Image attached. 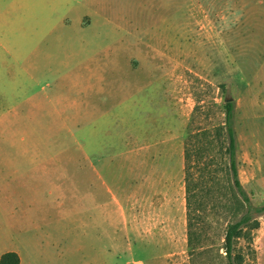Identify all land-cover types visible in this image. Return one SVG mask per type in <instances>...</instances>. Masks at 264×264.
Wrapping results in <instances>:
<instances>
[{"label": "rangeland", "instance_id": "374dc122", "mask_svg": "<svg viewBox=\"0 0 264 264\" xmlns=\"http://www.w3.org/2000/svg\"><path fill=\"white\" fill-rule=\"evenodd\" d=\"M193 1L219 48L162 28L202 53L182 69L186 122L166 124L145 86L171 61L141 37L187 0H17L25 5L0 24V167L17 194L10 210L0 206V262L15 253L18 264H226L221 171L203 196L201 246L188 252L186 126L197 105L191 131L207 154L202 131L213 136L234 100L238 176L264 206V0ZM257 220L238 244L243 264H264V210Z\"/></svg>", "mask_w": 264, "mask_h": 264}, {"label": "trees", "instance_id": "16d2710c", "mask_svg": "<svg viewBox=\"0 0 264 264\" xmlns=\"http://www.w3.org/2000/svg\"><path fill=\"white\" fill-rule=\"evenodd\" d=\"M224 121L214 128L213 136L209 137V130L202 131V136L207 137V148L210 151L204 154L202 142L191 131V123L194 120V113L197 105L194 106L190 120L186 126L184 141V188L186 207V235L189 255L201 246L203 239L202 226L204 215L207 211V204L204 195L211 192V182H215L218 171L227 178L228 191L227 201L224 207L231 210L230 220H227L223 227L221 237V248L224 253L226 264H243L244 255L238 245L240 239L258 226L257 215L261 214L264 206H255L243 188L238 176L236 133L234 129V100L228 99L223 104ZM195 137V140L193 139ZM198 141V142H197ZM217 159V161H216ZM216 164V168H211ZM228 204V205H226ZM18 258L15 253H6L1 262L9 257ZM0 262V264H1Z\"/></svg>", "mask_w": 264, "mask_h": 264}, {"label": "crops", "instance_id": "0c3cea01", "mask_svg": "<svg viewBox=\"0 0 264 264\" xmlns=\"http://www.w3.org/2000/svg\"><path fill=\"white\" fill-rule=\"evenodd\" d=\"M23 4L25 5V3ZM18 5L20 7L24 6L22 4H17V0H0V24L7 23V21L11 19L12 13L18 8ZM96 13L104 15L106 21L113 23L111 15H107L105 11L98 9ZM124 22L122 23L126 24L128 22L126 17L124 18ZM211 23L212 20L208 14L205 13V9H203L200 4L194 3L193 0H187V2L180 5V7H175L172 13L159 17L157 22L144 32L141 37L143 44L154 55L164 56L171 61L167 68L160 71L157 77L145 86V89L153 87L157 96L156 104L158 106H165L167 109L165 112L159 114L160 121H158V123L164 122L166 124H171L179 122L180 124H184L186 122L190 113V108L189 106L187 107L186 103L187 101L189 102V97L185 91L186 86L182 75V69H193L192 64L194 62V57H202L198 44H196V47L193 46L194 39H191V42L188 43L186 41L184 47H178L179 45L176 38L173 40L170 36L164 37V29L177 30L179 27L184 28L185 38H188V36L190 38L195 36L198 43L211 42L214 44V48L218 50L220 33L213 29L214 27L210 25ZM115 24L117 26L120 25L118 22ZM198 25L200 26L198 27ZM214 38H216V40H214ZM237 70L238 68L235 66L232 70V74ZM238 76H240V82L244 83L240 70H238ZM237 90L239 91V88H237ZM168 131H170V128H168ZM2 172L3 170L0 167V206L3 204L5 210H10L11 205L17 201L16 187L15 183H11L10 174H2ZM6 251H11V249H7Z\"/></svg>", "mask_w": 264, "mask_h": 264}]
</instances>
